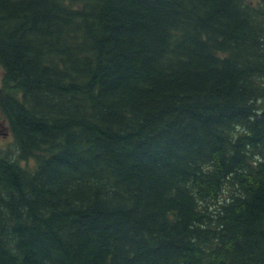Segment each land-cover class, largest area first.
I'll return each mask as SVG.
<instances>
[{"label": "trees", "instance_id": "obj_1", "mask_svg": "<svg viewBox=\"0 0 264 264\" xmlns=\"http://www.w3.org/2000/svg\"><path fill=\"white\" fill-rule=\"evenodd\" d=\"M0 68V264H264V0H0Z\"/></svg>", "mask_w": 264, "mask_h": 264}, {"label": "rangeland", "instance_id": "obj_2", "mask_svg": "<svg viewBox=\"0 0 264 264\" xmlns=\"http://www.w3.org/2000/svg\"><path fill=\"white\" fill-rule=\"evenodd\" d=\"M1 76H2V69L0 68V86H1ZM0 127L3 129V131L6 130L7 133H8L6 137H4L2 134H0V147H1L2 145H6L8 142H10L12 140V138H11V136L9 134L10 132H9L8 127H7V122L5 120H3L1 122V126Z\"/></svg>", "mask_w": 264, "mask_h": 264}, {"label": "flooded vegetation", "instance_id": "obj_3", "mask_svg": "<svg viewBox=\"0 0 264 264\" xmlns=\"http://www.w3.org/2000/svg\"><path fill=\"white\" fill-rule=\"evenodd\" d=\"M3 120H1L0 121V126H1V122H2ZM0 134H2L4 137H6L7 136V131L5 130V131H3V129L0 127Z\"/></svg>", "mask_w": 264, "mask_h": 264}]
</instances>
